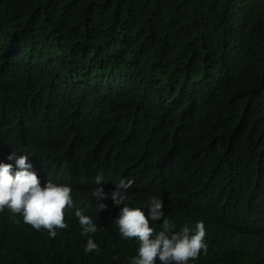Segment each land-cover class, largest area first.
I'll return each mask as SVG.
<instances>
[{
  "label": "trees",
  "instance_id": "16d2710c",
  "mask_svg": "<svg viewBox=\"0 0 264 264\" xmlns=\"http://www.w3.org/2000/svg\"><path fill=\"white\" fill-rule=\"evenodd\" d=\"M12 152L72 187L100 251L75 207L55 238L1 212L0 264H129L123 205L91 197L125 177L130 207L148 216L157 196L177 231L204 223L188 264H264V0H0V162L15 169Z\"/></svg>",
  "mask_w": 264,
  "mask_h": 264
},
{
  "label": "clouds",
  "instance_id": "9594fccd",
  "mask_svg": "<svg viewBox=\"0 0 264 264\" xmlns=\"http://www.w3.org/2000/svg\"><path fill=\"white\" fill-rule=\"evenodd\" d=\"M7 159L15 161V169L12 163L0 162V213H9L17 223L22 216L25 224L37 231L45 229L50 237L55 238L58 229L68 228L66 210L75 207L74 214L82 229L81 235L88 237L85 253L99 252L98 244L89 235L98 231L97 223L85 214L83 208L74 204L72 187L52 180H47L42 186L39 176L28 162L27 154L12 152ZM103 181V176L95 177V185ZM134 183V179L125 177L110 192H106L102 186L94 187L91 196L96 199V207L100 211L107 207L100 201L109 198V195L115 205H123L115 224L123 239H134L139 245L137 255L130 258L129 264H156L157 260L160 264H188L190 260H196L201 251H207L206 229L202 221H198L194 229L185 225L177 231L173 219L165 217L160 197L153 196L147 204L148 216L141 207L125 204L128 190ZM161 218L163 223L157 231L150 226V221Z\"/></svg>",
  "mask_w": 264,
  "mask_h": 264
}]
</instances>
